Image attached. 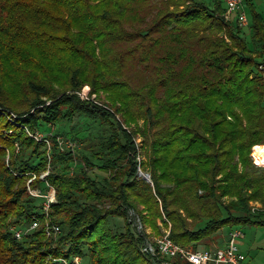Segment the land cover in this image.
Wrapping results in <instances>:
<instances>
[{"label": "trees", "instance_id": "16d2710c", "mask_svg": "<svg viewBox=\"0 0 264 264\" xmlns=\"http://www.w3.org/2000/svg\"><path fill=\"white\" fill-rule=\"evenodd\" d=\"M248 4L254 48L222 0H0V107L18 122L0 113V264H156L129 221L141 206L155 233L170 225L195 249L225 225L264 224V165L252 157L264 146V17ZM85 84L143 126L128 131L82 100ZM76 116L112 127L80 162L53 135L48 151L21 127ZM131 133L144 139V161ZM45 171L62 232L48 238L41 225L19 240L14 229L44 207L27 189L32 175L31 187L51 191Z\"/></svg>", "mask_w": 264, "mask_h": 264}, {"label": "rangeland", "instance_id": "374dc122", "mask_svg": "<svg viewBox=\"0 0 264 264\" xmlns=\"http://www.w3.org/2000/svg\"><path fill=\"white\" fill-rule=\"evenodd\" d=\"M204 1L208 4L214 3V0H204ZM252 2L254 4L255 9L258 12H260L264 17V0H252ZM245 9L247 12L249 25L247 27H243L242 30H243V34L246 36L247 42L250 44L251 48L252 47L254 48L255 46L252 41V32H251L253 21H254V16L252 12L253 9L251 8V5L249 4H245ZM233 18H235V14L233 15ZM77 94L82 100L92 102L110 111L116 117V119L121 122L122 126L126 128L128 131L132 132L137 127L143 126V120H139L138 125H134V124L131 125V124L125 123L121 112H119L115 106L108 104L109 103L108 98L104 91L95 93L92 91L91 85L85 84L79 91H77ZM5 112H4V109L0 107V113L5 114L12 123L15 118L11 120V116L14 113L12 112L5 113ZM16 120L13 123L18 125V122H16ZM74 124L76 125L74 126ZM21 127L24 128L25 131L30 136L34 137L36 140L45 141L48 144V151L50 150V142L47 139V135L49 134L53 135L57 140L60 150L61 151L71 150L74 156V160L76 162L81 161V159L78 158L77 156V153L79 150L85 149L86 152L90 154L93 152L101 151L100 148H101L103 140H105V138H107L108 135L112 132V127H110L109 125H105V124L102 125L99 120H96V121L89 120L84 117L82 118L81 116H76L71 121L63 122L61 126H58V125L48 126L47 125L44 128L39 129L36 133L31 132V130H29V128L26 127L25 125H21ZM133 135L134 134H132V136ZM133 137L136 142L137 148L139 150L137 161L138 162L144 161L145 160L144 146H143L144 139L140 134L134 135ZM252 157L256 164L264 165V160L258 159L254 157L253 155ZM139 169L140 171H143L140 166H139ZM143 172H146V171H143ZM48 173L49 171H45L39 177L40 179L45 181V187L47 186V188L51 187L53 189L52 192H55V197H56V189L47 182L46 176L48 175ZM115 173H116V170H111L108 172L110 177H112ZM44 174H45L44 178H41V176H43ZM33 176L34 175H32V178L28 181V184H27L28 191H29V187L33 190L39 189V188H33L30 186V182L36 178V175L34 178ZM147 182H150V181H147ZM37 198L41 200L42 197H37ZM251 204L253 206V211L254 209L257 210L261 208V204L259 202L252 201ZM131 210H134L135 212H132ZM139 210L140 211L138 210L136 211L135 209H129L128 211L129 221L132 222L133 231L136 234H138L137 230L135 229V225H134V221L137 218L136 215H138L141 218L144 224L145 233L149 235L151 238L162 234L165 229L170 230V225H169V227H166V228L162 227L160 230L161 233H155L156 230L154 229V227L148 224L144 219L146 216H148L147 211L144 209L143 206H141ZM157 222L161 226H163V223L161 220H158ZM120 223H122V219L119 220L118 224ZM232 229H241L242 232L244 233L243 238L239 240V245H240V249L246 254L247 263L248 264H264V224L225 225L222 229H220L214 235L213 238L200 243L199 248L214 247L215 245L224 244L229 231ZM60 234L56 236H60ZM56 236H53V237H56ZM75 258L80 259V264H89L87 263L88 261L84 260L83 257H81L80 255H76L73 259ZM62 259L64 258H61V260Z\"/></svg>", "mask_w": 264, "mask_h": 264}, {"label": "built area", "instance_id": "2783aa9c", "mask_svg": "<svg viewBox=\"0 0 264 264\" xmlns=\"http://www.w3.org/2000/svg\"><path fill=\"white\" fill-rule=\"evenodd\" d=\"M222 1L225 4L224 17L227 21H234L240 27H247L249 25L245 9L246 0ZM234 14L235 18H233ZM261 68L264 69V65ZM12 119L15 122L17 116L12 114ZM44 176L45 174L41 178H44ZM50 189V192L44 193L40 188L33 190L29 187V191L33 196L42 197L44 207L41 214L35 213L32 215V222L27 228L14 229V234L17 239L21 240L28 232L39 228L41 225L44 226L48 238L61 233L62 229L60 225L52 222L49 216L50 203L56 201L55 192H52L53 189L51 187ZM131 211L135 212L134 210ZM136 216L134 225L137 233L143 237L142 250L149 254L156 264H248L246 254L240 249L239 245V240L244 236L241 229L230 230L222 245L198 247L195 249L191 246H182L176 243L170 237L169 229H165L162 234L151 238L145 233L141 218L138 215ZM59 261L62 264H80L79 258H75L71 262H68L66 259H60Z\"/></svg>", "mask_w": 264, "mask_h": 264}, {"label": "bare ground", "instance_id": "6f19581e", "mask_svg": "<svg viewBox=\"0 0 264 264\" xmlns=\"http://www.w3.org/2000/svg\"><path fill=\"white\" fill-rule=\"evenodd\" d=\"M252 155L258 159L264 160V146L256 145L253 148V154Z\"/></svg>", "mask_w": 264, "mask_h": 264}, {"label": "water", "instance_id": "95a60500", "mask_svg": "<svg viewBox=\"0 0 264 264\" xmlns=\"http://www.w3.org/2000/svg\"><path fill=\"white\" fill-rule=\"evenodd\" d=\"M139 174L146 179L147 181L151 182V174L148 172L139 171Z\"/></svg>", "mask_w": 264, "mask_h": 264}, {"label": "crops", "instance_id": "0c3cea01", "mask_svg": "<svg viewBox=\"0 0 264 264\" xmlns=\"http://www.w3.org/2000/svg\"><path fill=\"white\" fill-rule=\"evenodd\" d=\"M248 2H250L252 5H254L252 0L251 1L250 0H246V4H248Z\"/></svg>", "mask_w": 264, "mask_h": 264}]
</instances>
